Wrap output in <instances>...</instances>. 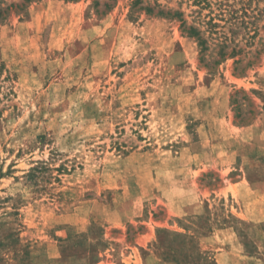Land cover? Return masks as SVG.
Returning a JSON list of instances; mask_svg holds the SVG:
<instances>
[{"label":"rangeland","instance_id":"obj_1","mask_svg":"<svg viewBox=\"0 0 264 264\" xmlns=\"http://www.w3.org/2000/svg\"><path fill=\"white\" fill-rule=\"evenodd\" d=\"M208 1L0 0V264H264V0Z\"/></svg>","mask_w":264,"mask_h":264},{"label":"crops","instance_id":"obj_2","mask_svg":"<svg viewBox=\"0 0 264 264\" xmlns=\"http://www.w3.org/2000/svg\"><path fill=\"white\" fill-rule=\"evenodd\" d=\"M217 165V163L215 164ZM231 170V169H229ZM247 182L245 181V179H240L239 181H235V182H227L225 183V186H223L222 189H220V191L218 192L219 195H235L236 197L239 196L241 194V192H243V190L246 189V184ZM204 193L197 191L195 189V187H191L190 189V199L191 202H195L198 199L201 198V196H203ZM185 210L187 209V207L185 206L184 208ZM182 207H177L176 205H169V211L173 216H178L181 214L182 212ZM151 228L153 230L154 226L151 225Z\"/></svg>","mask_w":264,"mask_h":264},{"label":"trees","instance_id":"obj_3","mask_svg":"<svg viewBox=\"0 0 264 264\" xmlns=\"http://www.w3.org/2000/svg\"><path fill=\"white\" fill-rule=\"evenodd\" d=\"M218 1H219V5H223V6H226V7H230L231 6L229 0H218ZM193 2H199V3L203 2V3H206V4L209 3L208 0H193ZM226 7H225V10L232 12V10H230L231 8H227L226 9Z\"/></svg>","mask_w":264,"mask_h":264}]
</instances>
